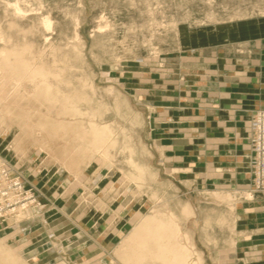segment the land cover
<instances>
[{"label":"rangeland","instance_id":"1","mask_svg":"<svg viewBox=\"0 0 264 264\" xmlns=\"http://www.w3.org/2000/svg\"><path fill=\"white\" fill-rule=\"evenodd\" d=\"M247 68L264 80V0H0V170L34 199L0 219V264H264V191L252 176L226 157L206 166L201 142L191 164L162 147L173 131L200 141L198 109L218 89L205 70ZM43 212L31 244L1 229ZM140 220L150 234L118 258Z\"/></svg>","mask_w":264,"mask_h":264},{"label":"crops","instance_id":"2","mask_svg":"<svg viewBox=\"0 0 264 264\" xmlns=\"http://www.w3.org/2000/svg\"><path fill=\"white\" fill-rule=\"evenodd\" d=\"M208 70H205L203 78L207 81H216L218 89L216 91L208 90L207 94L210 96V98H204L201 102L203 103L202 107L198 109V111L205 115L204 118L206 121L203 126L204 128L202 129L203 131L200 141H195L192 137H186V135L183 134L177 137V134L174 133L175 131L168 135L169 138H171L167 139V141L161 140L162 137H165V134L161 133L160 128L162 127L160 126L158 127L159 129L157 130V133H154L155 140L158 141L159 144L165 141L168 142L166 146L162 147H166L167 149L173 151L174 153L172 157L174 158L176 156H180L177 153L178 150H183L184 156H182V158H185L183 162L187 164H191L189 162L192 158L191 155L196 152L193 150V146L198 145L197 142H201L202 144L200 148L205 149L204 152L202 150L201 153L203 154L202 157L199 156V161H204V164L209 166L211 163L212 165H218L219 162H225V157L228 159L227 161L229 163L230 161L232 162V159L234 161L236 160L239 176L241 178H249L252 175L251 173L249 174L247 166L248 160L251 157V151L247 140V134L249 132L248 116L251 113V110H254L257 107H264V80H260L261 83L256 86L255 72L254 70L250 71L249 68H247V72L242 75H237L235 73L232 75L229 71L228 75L223 73L222 75H219V77H215V75L210 73V70ZM211 97L214 98L212 99ZM189 110L192 109L189 108ZM210 125L216 127L217 134H214L207 129L210 127ZM213 148H220L224 150L227 149L229 151H225V153L216 152L215 154L212 152ZM230 148H234L231 149L233 150L232 152L230 151ZM233 153H235V155L233 158H231ZM229 154H231V156H229ZM179 158H181V156ZM197 158L198 157H196V159ZM186 159H188V162ZM193 166L195 167V165ZM33 174L29 176V178L33 179V181L40 178L38 171L37 173L34 172ZM47 200L50 201L47 195H42L39 197L38 202L42 207H44L49 204ZM249 209L250 208H247V210ZM47 219L48 216L46 217L45 212H43L41 216L37 215L36 218L26 221L17 222L10 218L7 223L1 227V229L6 232V235L9 238L20 239L22 237L23 239L25 237L23 241L25 242V245H27L42 238L40 234L42 233L43 229L41 227L44 226V224L47 222ZM53 231L56 232L54 230V226H46L47 234L50 235ZM33 237L35 239H33L32 242L29 241V238ZM52 238H54V236ZM52 242H54L56 244L55 246L57 247L56 240H52ZM106 256L107 255H103L104 258H107ZM59 258L61 257L59 256ZM106 262L107 261H104V264H107Z\"/></svg>","mask_w":264,"mask_h":264},{"label":"built area","instance_id":"3","mask_svg":"<svg viewBox=\"0 0 264 264\" xmlns=\"http://www.w3.org/2000/svg\"><path fill=\"white\" fill-rule=\"evenodd\" d=\"M250 127L252 182L255 189L264 191V109L254 112ZM33 201V194L24 187L21 179L8 177L6 170H0V219L16 213L18 208L25 209Z\"/></svg>","mask_w":264,"mask_h":264},{"label":"bare ground","instance_id":"4","mask_svg":"<svg viewBox=\"0 0 264 264\" xmlns=\"http://www.w3.org/2000/svg\"><path fill=\"white\" fill-rule=\"evenodd\" d=\"M6 4H8L9 6L12 7V10L14 11L15 14H24V9H22V7L18 4L17 1L15 2H7ZM26 12V11H25ZM26 14V13H25ZM41 23L42 25L48 30L50 29L51 26V20L48 16H43L41 18ZM99 28V26H98ZM251 124V123H250ZM254 190V188H252ZM27 213H29V211L27 210ZM21 215V214H20ZM154 219V217H151V220ZM133 225V224H132ZM148 227V228H147ZM149 226H146V224L144 222H142L141 220L139 222H137L136 224L134 223V225L132 226V228L129 230L128 233H126L127 235L121 240L120 244H118V246L115 249L116 252V256L119 258L121 255H123L121 253L122 249H124L123 251L126 253L127 249L130 247H133L134 244L138 243V236L141 233V231H146L149 232L147 233L150 234V230ZM156 230V229H155ZM159 231V230H158ZM123 232V231H122ZM144 234V233H143ZM142 234H140L141 236ZM122 236V234H121ZM141 243L143 244V241H141ZM139 246H141L139 244ZM183 250V249H182ZM0 253L2 254H7V250L5 249V247H1L0 246ZM127 257V256H125ZM136 257V256H135ZM129 257H127V259L125 258V261L128 260ZM196 264V263H195Z\"/></svg>","mask_w":264,"mask_h":264}]
</instances>
